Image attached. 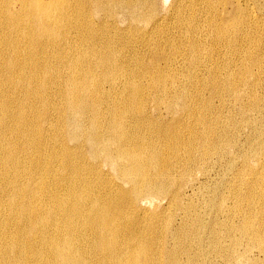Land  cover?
Returning <instances> with one entry per match:
<instances>
[{
	"label": "bare ground",
	"instance_id": "bare-ground-1",
	"mask_svg": "<svg viewBox=\"0 0 264 264\" xmlns=\"http://www.w3.org/2000/svg\"><path fill=\"white\" fill-rule=\"evenodd\" d=\"M16 1L0 0V264H264V0ZM229 97L241 121L221 119Z\"/></svg>",
	"mask_w": 264,
	"mask_h": 264
},
{
	"label": "rangeland",
	"instance_id": "rangeland-1",
	"mask_svg": "<svg viewBox=\"0 0 264 264\" xmlns=\"http://www.w3.org/2000/svg\"><path fill=\"white\" fill-rule=\"evenodd\" d=\"M14 5L16 6V7H20V3L18 2V1H16V3H15V0H14ZM261 16H264V15H260V19H261V21L263 20V18L264 17H261ZM127 25V22H125V23H123V22H121V21H119L118 22V24H117V26H119L120 28H124L125 26ZM120 31H122V30H120ZM75 52V50L73 49L72 50V53L69 55V57L70 58H72L71 56H74V55H76V52ZM73 53H74V55H73ZM222 61H221V59H220V62L219 63H221V64H219V67L222 65V67H224V68H226V69H228L229 68V66H230V62L228 61V59H226V58H224V57H222ZM227 62V63H226ZM229 64V65H228ZM177 66V68L175 67V65L173 66L172 65V68H174L173 70L175 71V72H178L180 75H178V77H180V82L181 83H183V84H186L185 83V79L184 78H186L185 76H181V75H183L184 74V72L186 73L185 75H188V74H190L191 73V71L192 70H194V69H187V68H189V67H187V66H185V65H176ZM182 67V68H181ZM185 67V68H184ZM181 68V69H180ZM184 69V70H183ZM187 69V70H186ZM220 69L222 70V71H224V69H222L221 67H220ZM67 70L68 69H66V71L65 72H67ZM179 70V71H178ZM181 70H182V73H181ZM189 71V72H188ZM205 72H204V74H206L207 73V71L206 70H204ZM183 77V78H182ZM181 78H182V81H181ZM206 96L208 95L209 96V93L208 92H206V94H205ZM207 96V97H208ZM231 98L229 97V100L226 102V103H224V102H222V100H220L219 98H214L213 99V102H214V104L216 105V108L218 107V113H219V115H221V119H223L224 120V123L225 122H227L228 121V119L229 118H231V117H233L234 119H236L237 121H241L242 120V118H243V115L239 112V108H238V103H236L233 99H231ZM215 100V101H214ZM217 100H219V101H217ZM221 102V103H220ZM231 104V105H230ZM222 105V106H221ZM230 105V106H229ZM229 106V107H228ZM226 109V110H225ZM164 110V111H163ZM220 110V111H219ZM225 110V111H224ZM162 112H163V116L164 117H169V114L166 112V110H165V108H162ZM226 112V113H225ZM228 114V115H227ZM231 114V115H230ZM226 118H227V120H226ZM226 120V121H225ZM251 136V135H253V132H252V130H250L249 129V127H245V132H244V134L242 135V137H240L241 139H239V143H238V147L240 148H246L247 147V145H248V136ZM248 140V141H247ZM253 141H255L256 143H257V140L255 139V140H253ZM244 144H245V146H244ZM227 164H228V158L227 159H225L221 164H216V165H214V166H212V165H210L209 167H208V171H209V173H210V176L211 177H209V178H202L201 176V181H204L205 182V185L206 186H211V187H214L218 182H220L224 177V174L226 173V171H227V175H226V177H225V179H229V177L231 178L232 177V175H233V172L232 171H230V170H226V171H224L225 170V168L227 167ZM222 167V168H221ZM223 167H224V169H223ZM210 168V169H209ZM213 170V171H212ZM224 171V172H223ZM195 174H197V173H195ZM200 174V173H199ZM219 174V175H218ZM218 175V176H217ZM213 176H217L216 178L215 177H213ZM220 176V177H219ZM222 176V177H221ZM215 178V179H214ZM219 178V179H218ZM208 179H209V181H208ZM212 182V183H211ZM205 191H207V189L205 190ZM190 192V191H189ZM195 198V197H194Z\"/></svg>",
	"mask_w": 264,
	"mask_h": 264
}]
</instances>
